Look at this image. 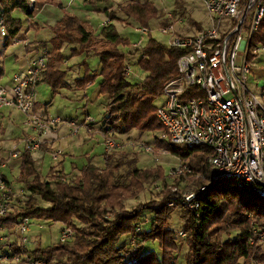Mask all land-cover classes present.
<instances>
[{"label": "trees", "instance_id": "1", "mask_svg": "<svg viewBox=\"0 0 264 264\" xmlns=\"http://www.w3.org/2000/svg\"><path fill=\"white\" fill-rule=\"evenodd\" d=\"M28 1L0 0L5 47L22 31L21 22L14 19L13 13L20 10L33 26L32 21L46 3L34 0V9L30 11ZM102 1L105 0H92L88 5ZM177 5L180 7L179 1ZM117 13L145 29H150L151 22L158 19H162L161 26L172 23L149 0L118 4L117 11L109 16L110 23L96 33L83 20L65 13L51 28L49 41L38 45L37 50L50 51L39 83L46 84L53 93L67 86L66 72L59 69L63 48H70L73 56L97 57L98 73L90 76L86 71L85 80L75 83L84 89L94 78H100L99 94L108 100L101 132L109 131L114 138L129 136L133 131L139 137L152 134L156 149L179 158L191 173L170 178L176 182L169 187L160 167L141 168L136 154L121 151L103 154L101 166L88 161L79 175L62 179L51 173L44 179L31 153L24 148L21 152L16 150L20 154V166L15 184L24 190V196L13 200V191L10 211L0 219V225L12 230L21 220L29 219L32 225L43 230L42 222L60 223L62 228H70L73 236L63 245L57 243L42 248L37 243L34 249L28 246L23 249L19 236L12 232V240L1 246L7 260L0 264H28L31 260L46 264H125L133 258H137L138 264H179L183 247L186 248L184 264H264V241L261 242L260 237L264 233V211L258 207L263 199L240 180L212 183L207 163L212 153L208 148L177 146L157 137L164 133V128L156 118L154 101L162 96L164 85L179 76L176 62L185 52L168 48L148 35L149 40L137 62L145 79L141 85L130 84L124 75L129 62L123 51L130 44L119 36L112 24ZM201 29L196 27L195 32ZM253 45L264 47V16ZM2 58L3 50H0V80L4 75ZM194 174L202 178L191 182L192 189L204 187L205 192L199 193V189L190 192L195 193L199 207L196 211L184 210L181 230L175 232L167 227L166 221L171 211L179 208V200L185 194L178 187L179 180ZM7 184L12 186V183ZM157 184L162 187L159 200L126 208V203L137 201L146 188ZM14 202L17 207L13 206ZM171 202L173 208L168 207ZM42 203L47 206L43 207ZM179 232L185 237L180 238ZM154 244L158 245L159 256L149 250ZM12 253L18 255L17 263L13 262Z\"/></svg>", "mask_w": 264, "mask_h": 264}, {"label": "built area", "instance_id": "2", "mask_svg": "<svg viewBox=\"0 0 264 264\" xmlns=\"http://www.w3.org/2000/svg\"><path fill=\"white\" fill-rule=\"evenodd\" d=\"M73 0H70L72 2ZM136 0H113L125 4ZM208 15L210 26L190 34H180L176 23L182 20L173 14L166 17L172 22L158 26L157 32L168 38L167 47L185 52L176 67L179 76L166 83L162 90L163 104L156 108V118L164 128L158 138L177 146L205 147L211 151L207 163L212 183L220 180H240L264 200V80L256 83L257 94L248 87V75L252 62L264 53V47L253 45L255 34L264 16V0H200ZM34 0L28 1V9H34ZM135 33L151 35V29L138 26ZM6 32L0 20V43L4 45ZM141 41L132 44L140 49ZM252 56V58H250ZM48 52L31 59L25 72L12 76L10 88L0 86V110L13 109L24 117V125L30 133L24 138V150L34 153L56 138L58 130L66 127L70 137L78 136L80 130L93 132V121L89 116L78 124L74 120L58 117L43 119L35 114L36 87L48 63ZM238 58L240 64H237ZM129 76V70H124ZM192 95V96H189ZM103 154L109 155L128 148L133 151L154 153L143 141L122 143L108 131L103 134ZM62 152H53L57 161ZM11 159L19 157L13 149ZM4 164L0 165V168ZM185 163L173 167L168 176L177 178L190 174ZM204 193L205 188H200ZM13 189L0 173V219L11 207ZM195 193L184 195L179 200L183 210L196 211L199 207ZM173 208L174 203L168 204ZM31 221L23 219L12 230L0 225V262L6 261L1 246L12 240V232L19 236L23 249L29 245L28 233ZM70 228H62L58 243L66 244L72 239ZM178 236L184 238L183 232ZM264 241V233L260 235ZM13 254V253H12ZM11 255V254H10ZM17 263L18 255L13 254ZM137 258L125 264H138ZM28 264H46L31 260Z\"/></svg>", "mask_w": 264, "mask_h": 264}, {"label": "rangeland", "instance_id": "3", "mask_svg": "<svg viewBox=\"0 0 264 264\" xmlns=\"http://www.w3.org/2000/svg\"><path fill=\"white\" fill-rule=\"evenodd\" d=\"M38 1H45L47 0H38ZM92 0H86L87 6L82 8L79 14L81 15L82 20L84 19L90 29L96 33L102 27V24L106 22L105 16L101 13L100 15H96L94 13H89L87 10L91 9L93 6L88 5V2ZM107 3L110 0H105ZM113 1V0H111ZM144 1V0H141ZM156 9H158L162 14L165 16L168 14H173L176 12L178 15L176 16V20L181 19L182 23H176V30L180 34H192L196 31V27L200 28H208L210 26L209 22V15L200 0H149ZM177 1L180 2V7L177 5ZM63 5H67L70 0H62ZM76 6H81L82 0H73ZM71 3V2H70ZM84 3V2H83ZM35 4V1L34 3ZM112 4V3H111ZM127 4V3H125ZM124 4V5H125ZM121 5V4H120ZM123 5V4H122ZM118 7V4H117ZM117 7L114 5L116 9L114 12L117 11ZM74 15H77V11L73 12ZM118 15V13H117ZM118 20L120 21L118 26L116 25V30L119 36L127 41L130 44V47L124 48L123 51L126 53V61L129 62L127 68L129 70V76H126V80L132 85H141L143 80L145 79V74L141 71L140 67L137 66V62L141 59L142 50L146 46L149 36H140L135 33V29L138 25L135 22H131L126 20L122 15H118ZM13 17L15 20H19L22 25V31L20 33H24L28 29L29 20L26 14L21 12L20 10H16L13 13ZM79 17V16H78ZM87 18V19H86ZM117 21V19L115 20ZM34 22V20L32 21ZM162 19H158V21H152L150 24V29L152 31L151 38L154 39L156 42L161 43L162 45H167L168 38L165 36L160 35L157 32L158 26H161ZM19 33V34H20ZM18 34V36H19ZM35 32L30 30L26 37L30 41L33 40L35 37ZM16 37L12 40L11 44L6 48L2 43H0V50H3V66H4V76L2 78V84L5 85L12 77L14 71L18 67V63L25 59V50L24 47L27 41H20L19 37ZM38 39L40 41L48 42L50 37L48 31L40 32L38 34ZM141 41L140 49L135 50L131 46L132 44L138 43ZM41 44V43H40ZM37 44L35 47L32 46L33 49L37 52L33 58L41 55L46 50H37L39 48ZM6 48V49H5ZM29 50H32L31 47H28ZM5 50V51H4ZM71 49L66 47L63 48L61 53V63L65 60L68 62V70L64 69L66 72V79L69 83L73 84L72 90L61 89L59 90V94L55 95L51 91V89L46 85L42 84L39 91L42 92L44 96V100L42 103L49 104L48 105V113L51 118H60L62 120H74L78 124H81L87 116L93 121L92 128L93 132L88 134L85 130H80L78 133V138H83L84 143L81 145L80 150H78L77 156L80 154H85L86 152H90L92 149L95 154H99L103 148L99 147L98 144H102L103 134L101 137L99 128L102 125V120L105 115V107L108 104L107 98L99 94V83L100 78H94L89 84H86V88H80L76 85L75 82L77 81H84L85 80V73L86 71L90 76L93 73H98L100 69L99 60L95 56H73L71 53ZM49 53L50 51L47 50ZM32 58V57H31ZM32 58V59H33ZM18 59V63L16 62ZM31 61V60H30ZM29 61V62H30ZM60 63V64H61ZM20 64V63H19ZM237 64H240V59L238 58ZM87 68V70H86ZM264 80V53H262L257 59L252 62L250 68V74L248 75V87L249 89L254 92L256 95V83ZM41 94V95H42ZM53 94V97H52ZM164 98L163 96L158 97L154 101V106L157 108L161 104H163ZM94 134V135H93ZM162 135V133L157 136L158 138ZM77 138V139H78ZM155 136L152 134H144L143 136L139 137V134L136 131L131 132L129 136H119L114 139L126 143L128 141H143L148 146H150L154 153H144L142 151H131L128 148H125L122 152H129L136 154L137 164L141 168H155L160 167L163 170L164 176L166 177L167 186L172 187L175 185L174 180L168 177L170 170L178 165L181 161L177 157H173L170 154L166 153L162 149L158 150L155 147ZM70 140H75L76 137H70ZM93 139V140H91ZM98 146V147H97ZM103 147V146H102ZM130 150V151H129ZM121 152V151H120ZM43 173V171H42ZM17 175V173L15 174ZM11 178V177H10ZM201 176L194 174L187 176L184 179L179 180L178 187L182 190L184 195L189 194L190 192H194V190H198L199 188L192 189L191 182L193 180H201ZM14 191V198L13 200H17L18 198L24 196V192L21 187L15 185V187L11 186ZM21 190V191H20ZM150 190V193H149ZM162 187L161 185L157 184L150 188H146L145 192H143L137 201H131L126 203V208L132 209L136 205L140 203H145L148 200L151 202H156L159 200V193H161ZM156 200V201H155ZM43 207L47 205L45 203L41 204ZM14 207H17V204L14 202ZM260 210L264 211V200L259 201L258 205ZM184 210L180 207L171 211L168 220L166 221L167 227L173 229L175 232L181 230V226L183 224L182 214ZM147 216V215H146ZM145 217V216H144ZM150 217V216H147ZM44 229L39 230L36 224H33L31 227L29 237V245L30 249L36 248L37 243L40 244V247L46 248L51 245L57 244L59 239V234L62 229V225L60 223H43L41 224ZM148 245V244H147ZM144 247L146 251L148 246ZM152 249L155 251L158 256L160 255V251L158 250V245L154 244L149 247V250ZM186 253V248H182L181 252L179 253V264H184V255Z\"/></svg>", "mask_w": 264, "mask_h": 264}, {"label": "crops", "instance_id": "4", "mask_svg": "<svg viewBox=\"0 0 264 264\" xmlns=\"http://www.w3.org/2000/svg\"><path fill=\"white\" fill-rule=\"evenodd\" d=\"M47 1L48 2L45 3L42 10L34 18L33 26H30V24H28V29L23 34L20 33L18 36L20 38V41H27L25 44L27 46L24 47L26 54L25 59L19 62L20 64L18 63V59H16L18 67L14 71L13 75L26 71L29 61L37 53L35 49L32 48V46L35 47L37 44L43 43V41H40V39H38V34L40 32L48 31L49 37L51 38V28L56 25V23L64 16L65 13H69L70 15H73L82 20L83 17H81L79 12L82 11V8H85L87 6L86 0H82L81 6H76L74 2H69L67 5H63L61 2L62 0ZM114 5L117 7V4L111 0L110 4L109 2L107 3L106 1H102L95 4L91 9L87 10V12L94 13L96 15H100L102 13L107 20L102 24L103 26L104 24L110 23L109 16L116 10L114 8ZM75 11H77V15H74L73 12ZM118 15L116 14L117 21L112 22V24H114L115 26H118L120 22L118 20ZM83 21L86 22L84 19ZM30 30H33L36 34L32 41H30V39L28 40L26 37L27 33ZM28 47H31L32 50L28 51ZM67 66L68 62L65 60L63 63L59 64V69L62 71L66 69L69 71L68 68H65ZM96 74L97 73H93L92 75ZM11 79L5 85L2 84L1 79L0 86L10 88L12 85ZM42 84L43 83H39L36 87L34 111L35 114H37L39 117L43 119H50L51 116L48 113L49 104L42 103L44 100V96L42 92L39 91ZM66 84L67 86L63 89L72 90V88L74 87L72 83H69L67 81V79ZM57 94H59V90L55 92V95ZM99 131L102 137V134L104 133L103 131L101 132L100 128ZM29 133L30 130L24 125V117L20 113L13 109L0 110V160H2L1 164H4V167L0 168V173L8 183H12L13 187H15L16 185L15 181L18 176L20 159L19 157L16 159H11L9 157V153L13 149H15V151L18 150L19 152H21L23 150L22 142ZM68 138L69 134L67 128L61 127L60 130H58L56 138L54 140H51V142L47 143L43 148H40L39 151L31 153V157L36 164V168L44 179H48L51 173H55L62 179H67L72 175H79V172L88 163V161L96 166H101V163L103 162V149L99 154H95L92 149L90 152H86L83 155L80 154L79 156H77L78 150H80V147L81 145H83L84 140L83 138H78L77 136L75 140H70ZM97 145L103 148L102 144L100 145L97 143ZM57 150H60L62 154L57 161H54L52 158V154ZM16 173L17 175H15Z\"/></svg>", "mask_w": 264, "mask_h": 264}]
</instances>
